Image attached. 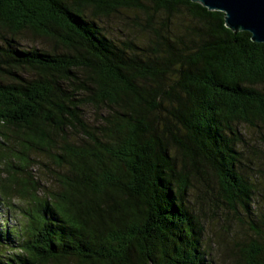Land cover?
<instances>
[{"label":"trees","instance_id":"1","mask_svg":"<svg viewBox=\"0 0 264 264\" xmlns=\"http://www.w3.org/2000/svg\"><path fill=\"white\" fill-rule=\"evenodd\" d=\"M127 12L132 36L115 40L105 24ZM242 126L264 132V43L224 13L0 0V264H212L198 206L211 179L216 205L254 232L213 245L264 264V187ZM31 151L64 169L60 190L32 180Z\"/></svg>","mask_w":264,"mask_h":264},{"label":"rangeland","instance_id":"2","mask_svg":"<svg viewBox=\"0 0 264 264\" xmlns=\"http://www.w3.org/2000/svg\"><path fill=\"white\" fill-rule=\"evenodd\" d=\"M131 17H133V14L127 12L120 16L112 17L110 21H107L109 23L105 25L115 40H124L126 37L132 36L131 28L128 29L126 26L127 21L122 19L124 18L128 21H132L133 19ZM104 22L106 23V21ZM37 45H39V43H37ZM88 116H90L92 120H96L97 118L93 110L90 109L88 110ZM241 131L247 141L244 153L246 157L254 163L251 166L256 169V171L253 172L254 175L250 173V176H258L255 180L260 183L259 187L261 189L264 187V132L248 126H242ZM255 151L260 153V157L252 154ZM29 153H31L32 162L28 172L31 174L32 180L38 182L40 187H43L42 190L45 194L60 190L59 175L65 172L64 169L59 167L54 159H51V157L46 154L32 151ZM11 163L12 165H17V161H11L9 164ZM1 167L6 168L5 166ZM3 171L4 170H1V172ZM7 175L8 174L5 172L0 174V177L4 178V176ZM211 180V187L207 188L208 193L206 197L203 198L205 200L201 199V201L198 202L199 208H202L200 215H202V221L206 228L205 243L210 245L209 250L211 251L212 264H237V259L232 257L229 251L225 250L223 252L221 247L213 245V243L217 241L219 235L226 236L229 242L232 240H239L245 243L249 238L254 236V232L250 229V225L247 223L249 219L246 216L236 217L232 213H228L225 207L220 203L216 205V183L213 179ZM212 188L214 189V193L211 190ZM15 202L21 203L22 200L16 198ZM260 205L262 208L264 207L263 199H261ZM12 220L11 223L13 224L14 218Z\"/></svg>","mask_w":264,"mask_h":264},{"label":"water","instance_id":"3","mask_svg":"<svg viewBox=\"0 0 264 264\" xmlns=\"http://www.w3.org/2000/svg\"><path fill=\"white\" fill-rule=\"evenodd\" d=\"M209 11L224 13L225 26L234 33L248 32L264 43V0H191Z\"/></svg>","mask_w":264,"mask_h":264},{"label":"bare ground","instance_id":"4","mask_svg":"<svg viewBox=\"0 0 264 264\" xmlns=\"http://www.w3.org/2000/svg\"><path fill=\"white\" fill-rule=\"evenodd\" d=\"M39 152V151H38Z\"/></svg>","mask_w":264,"mask_h":264}]
</instances>
